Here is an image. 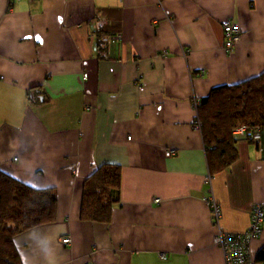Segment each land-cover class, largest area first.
Returning <instances> with one entry per match:
<instances>
[{"label": "crops", "instance_id": "obj_1", "mask_svg": "<svg viewBox=\"0 0 264 264\" xmlns=\"http://www.w3.org/2000/svg\"><path fill=\"white\" fill-rule=\"evenodd\" d=\"M226 19L242 28L231 51ZM263 72L264 0H0V169L58 197L54 222L14 237L23 264H225L209 199L223 229L248 228L264 130L213 174L194 101ZM106 162L122 167L121 203L83 220ZM263 247L264 224L255 264Z\"/></svg>", "mask_w": 264, "mask_h": 264}, {"label": "trees", "instance_id": "obj_2", "mask_svg": "<svg viewBox=\"0 0 264 264\" xmlns=\"http://www.w3.org/2000/svg\"><path fill=\"white\" fill-rule=\"evenodd\" d=\"M198 117L211 173L229 169L239 158L240 137L233 130L264 128V72L237 84L214 87L200 100ZM121 183L120 164H101L84 182L81 218L110 221L113 209L121 203ZM57 209L55 188L32 187L0 169V264H23L14 237L54 222ZM256 262L264 264V247Z\"/></svg>", "mask_w": 264, "mask_h": 264}, {"label": "built area", "instance_id": "obj_3", "mask_svg": "<svg viewBox=\"0 0 264 264\" xmlns=\"http://www.w3.org/2000/svg\"><path fill=\"white\" fill-rule=\"evenodd\" d=\"M224 32V46L225 49L231 51L242 38L241 25L233 20L226 19L222 22ZM188 51V50H186ZM85 77L87 74L84 75ZM200 100H195L194 105L198 108ZM201 121L198 117L195 120V126L201 128ZM264 130L263 127L248 128L247 126H240L233 130L236 136L244 137L249 140H257L261 137V132ZM168 156L174 155L175 150L168 149L166 151ZM210 180V179H208ZM211 208L214 216L215 223L218 225V231L215 236V243L220 245L223 253L225 264H255V258L251 251V243L255 238H258L263 232L264 224V205L255 204L251 211V222L248 228L241 232H231L223 229L220 226L221 207L215 199L210 198ZM156 202L160 201V198H155ZM63 243L70 244L71 237L65 236ZM163 257L164 255L161 254ZM93 264V263H89Z\"/></svg>", "mask_w": 264, "mask_h": 264}]
</instances>
